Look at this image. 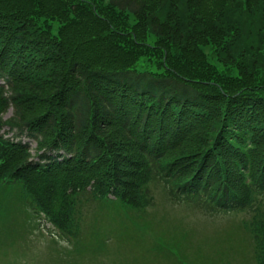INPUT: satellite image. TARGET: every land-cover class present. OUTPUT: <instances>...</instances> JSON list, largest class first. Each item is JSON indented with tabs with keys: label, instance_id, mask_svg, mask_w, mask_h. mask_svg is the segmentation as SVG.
Listing matches in <instances>:
<instances>
[{
	"label": "trees",
	"instance_id": "obj_1",
	"mask_svg": "<svg viewBox=\"0 0 264 264\" xmlns=\"http://www.w3.org/2000/svg\"><path fill=\"white\" fill-rule=\"evenodd\" d=\"M212 1L0 0V221L24 197L76 237L84 200L156 184L264 264V0Z\"/></svg>",
	"mask_w": 264,
	"mask_h": 264
},
{
	"label": "rangeland",
	"instance_id": "obj_2",
	"mask_svg": "<svg viewBox=\"0 0 264 264\" xmlns=\"http://www.w3.org/2000/svg\"><path fill=\"white\" fill-rule=\"evenodd\" d=\"M199 1L197 11L211 8L207 0ZM206 46L210 52L212 45ZM12 114L10 108L4 118ZM150 193V206L138 212L111 199L84 200L81 242L78 235L63 236L48 220L32 214L27 207L33 206L20 196L18 206L12 200L17 213L0 221V264H217L219 245L214 240L240 216L212 215L193 204L172 202L156 184ZM243 218L249 215L243 213Z\"/></svg>",
	"mask_w": 264,
	"mask_h": 264
}]
</instances>
